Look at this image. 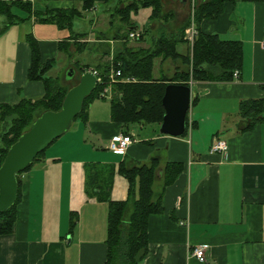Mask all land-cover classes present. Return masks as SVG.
I'll list each match as a JSON object with an SVG mask.
<instances>
[{
    "label": "crops",
    "instance_id": "crops-1",
    "mask_svg": "<svg viewBox=\"0 0 264 264\" xmlns=\"http://www.w3.org/2000/svg\"><path fill=\"white\" fill-rule=\"evenodd\" d=\"M31 1L35 9L73 4L71 0ZM97 4L112 10L111 5ZM143 8L150 9L149 16L151 8ZM138 11L131 14L132 20ZM163 12L166 15L159 20H146L140 30L142 38L131 45L129 40L128 45L152 46L163 31H179L189 24L190 2L163 0ZM95 21L108 22L109 27L83 39L94 46L87 50L92 64L99 61L100 44L110 48V55L103 59H111L114 49L121 47L111 34L109 20L99 16ZM199 28L240 41L242 61L237 77L191 81L195 101L187 111V131L177 137L160 133V123L114 121L110 97L90 103L86 121H73L21 175L22 198L13 230L0 235V264H103L108 202L87 193L89 168L94 164L113 167L109 197L124 200L128 183L118 172L119 162L148 163L154 156L159 158L160 169L166 162H182L183 169L163 190L158 171L154 188L161 193L163 211L148 216L147 253L138 264H264V122L240 131L239 115L241 101L264 99V0L225 1L217 17L203 19ZM66 30L30 19L0 32V103L33 100L44 93L42 82L27 77L30 48L26 34L35 37L40 57L46 60L61 51L59 43L70 35ZM187 42L179 44L181 51ZM158 63L160 68L154 70L166 75L182 68L179 59H158ZM118 133L132 139L122 154L107 147ZM216 139L226 142L225 151H210ZM72 214H76V224L69 231ZM203 245L206 257L199 261L192 251Z\"/></svg>",
    "mask_w": 264,
    "mask_h": 264
},
{
    "label": "trees",
    "instance_id": "trees-1",
    "mask_svg": "<svg viewBox=\"0 0 264 264\" xmlns=\"http://www.w3.org/2000/svg\"><path fill=\"white\" fill-rule=\"evenodd\" d=\"M73 5L68 8L44 7L35 9L31 0H0V17L2 23L0 32L11 25L32 19L35 23L54 24L59 29L70 31L69 37L59 43L77 75L67 78L72 84L63 83L59 77L47 74L54 65V58L42 60L39 54L38 42L28 33L26 41L30 48V65L27 77L32 81H40L44 93L37 99L22 98L17 103H0V164L9 146L25 131L34 119L46 110L57 111L61 107L67 90L77 83L79 76L86 69L97 71L101 82H98L92 92L85 98L80 113L75 117L86 121L87 109L100 96L102 89L110 87L111 118L124 125L161 123L164 115L162 96L168 83L189 85V81H231L233 73L238 71L242 61V46L240 41L222 39L215 33H204L199 24L203 19H214L221 12L225 1L205 0L196 4L194 21L197 34L189 46L184 39L185 23L176 33L163 31L152 46L133 48L128 45L129 32L136 31L131 14L139 8L150 7L149 19L159 20L166 14L163 12V0H71ZM112 5L110 24L113 25V38L121 42L116 47L111 59H103L110 55L107 44H100L97 64L80 63L75 55L92 49L93 44L83 40L86 32L73 31L72 23L85 12L92 10L97 3ZM117 22V23H116ZM125 28V31H124ZM138 38H142V31ZM106 36V35H105ZM107 38V37H101ZM185 51L179 49V44L186 43ZM74 47L72 50L71 48ZM93 50V49H92ZM156 59H179L182 68L166 75L154 69ZM119 69L121 76H132L134 82H110V68ZM79 73V74H78ZM193 100V99H192ZM195 101V99L193 100ZM239 115L243 126L240 131L264 122V99H246L240 102ZM187 131V114L185 130ZM181 135V136H182ZM45 149L39 152L30 165L17 174L18 190L14 204L0 211V235L12 232L17 216V205L22 198L23 181L21 175L28 171L39 160ZM159 158L154 156L148 163L128 164L122 160L118 172L127 180V196L124 200H111L109 190L112 184L114 168L110 165H91L86 176V191L102 196L108 202L106 256L103 264H138L147 253V220L148 216L163 211L161 193L155 188L158 171H161L162 190L170 185L182 172V162H166L158 168ZM76 224V214L70 218L69 231Z\"/></svg>",
    "mask_w": 264,
    "mask_h": 264
},
{
    "label": "water",
    "instance_id": "water-1",
    "mask_svg": "<svg viewBox=\"0 0 264 264\" xmlns=\"http://www.w3.org/2000/svg\"><path fill=\"white\" fill-rule=\"evenodd\" d=\"M73 73V69H69L68 77L71 78ZM96 83V75L86 69L80 74L77 83L67 90L60 109L42 112L9 146L0 164V211L11 207L16 200L17 174L70 128ZM193 98L194 93L188 85L168 83L165 86L161 100L165 112L159 127L160 133L174 137L183 134L185 117Z\"/></svg>",
    "mask_w": 264,
    "mask_h": 264
},
{
    "label": "rangeland",
    "instance_id": "rangeland-1",
    "mask_svg": "<svg viewBox=\"0 0 264 264\" xmlns=\"http://www.w3.org/2000/svg\"><path fill=\"white\" fill-rule=\"evenodd\" d=\"M48 1L49 0H39V3L44 4L45 2H48ZM52 1L54 2V0H52ZM59 1H64V0H59ZM110 5L112 6L113 4L111 3ZM102 7H103L102 5L97 4L94 10L87 11L84 13V15L82 17L76 18L72 23L73 31L86 32L87 35H89L91 32L95 33L98 31H107V28L109 27L107 24L108 22H105L106 24H103V23L97 24V23H95L96 22L95 18L100 16L102 18H107V20H110L111 19V13L113 10L106 11V10H103ZM149 12H150V9L140 8V10L138 11V14L134 17V20H132L134 22L136 28H138L137 31H140L143 24L146 22V20L149 19L148 18ZM134 15L135 14H132V16H134ZM2 20H3L2 17H0V26H1ZM101 20L104 22L103 19H101ZM114 29L115 28H112V31ZM124 31H125V28H124ZM64 33L69 34V31L66 30ZM111 34H112V32H111ZM94 37H95V35H94ZM129 40H130L129 41L130 45L139 42L138 40H134L133 38H130ZM73 48L74 47H72L71 50ZM87 55H88V59H87ZM90 56L91 55L89 52H85V53L79 54L78 56L75 55L74 59L75 60L79 59L80 63L91 62L92 59L90 58ZM53 58L55 60L54 65L47 74L59 77L60 80L65 84H67V83L69 85L72 84L74 80L69 81V82L66 80L67 78H70V77H68V72H69V69L72 68V66L70 67V65H69V61H68L66 54L63 51H58L57 53H55V55H53ZM155 67L157 69L160 68V65L158 63V59H156V66ZM72 69L74 71V73H73L74 76H76L77 75L76 69L75 68H72ZM156 71L157 70H154L155 75L157 73ZM100 100H99V103H102V101H100ZM103 103H107V101L103 102ZM76 120H78V119H76Z\"/></svg>",
    "mask_w": 264,
    "mask_h": 264
},
{
    "label": "built area",
    "instance_id": "built-area-1",
    "mask_svg": "<svg viewBox=\"0 0 264 264\" xmlns=\"http://www.w3.org/2000/svg\"><path fill=\"white\" fill-rule=\"evenodd\" d=\"M190 2V19H189V24L188 26L185 28L184 32H185V38L189 41L190 44H192L194 37L197 34V29H196V25H195V21H194V8L196 6V1L195 0H188ZM129 37L130 38H138L140 36V32L139 31H131L129 32ZM262 46L264 47V39H262L261 41ZM93 73L96 75V81L101 82V78L99 77L97 71L92 70ZM238 75V71L235 70L233 73V78H236ZM108 79L110 82H134L136 81V78L132 77V76H121V71L119 69H114L113 67L110 68L109 74H108ZM189 84H191V80L189 81ZM109 85L104 87L102 89V91L100 92V96L101 97H110V93H109ZM132 142V139L130 138L129 135H125V134H115L113 135L108 143V149L113 151L114 153H118V154H122L124 153L125 149L127 148V146ZM227 149V145L226 142L224 140L221 139H216L210 148L211 152H215V151H225ZM192 255H194L199 261H204L205 257H206V246H199V247H195L192 251Z\"/></svg>",
    "mask_w": 264,
    "mask_h": 264
}]
</instances>
